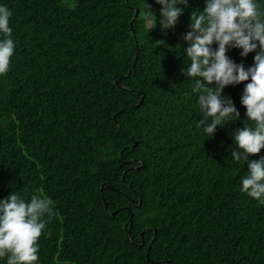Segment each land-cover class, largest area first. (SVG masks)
Instances as JSON below:
<instances>
[{"label": "trees", "instance_id": "16d2710c", "mask_svg": "<svg viewBox=\"0 0 264 264\" xmlns=\"http://www.w3.org/2000/svg\"><path fill=\"white\" fill-rule=\"evenodd\" d=\"M147 2L152 31L144 0H0L16 43L0 76V199H51L39 264H264V205L240 191L247 164L229 151L247 82L223 93L241 119L204 134L181 72L204 0L166 33Z\"/></svg>", "mask_w": 264, "mask_h": 264}, {"label": "clouds", "instance_id": "9594fccd", "mask_svg": "<svg viewBox=\"0 0 264 264\" xmlns=\"http://www.w3.org/2000/svg\"><path fill=\"white\" fill-rule=\"evenodd\" d=\"M154 3L160 6L158 22L165 33L177 26L189 6V0ZM11 17V10L0 5V76L8 73L16 50ZM143 20L151 31L157 25V15L147 0ZM183 40L188 47L183 52L186 68L181 72L197 96L201 119L196 127L204 134L213 138L218 127L241 119L233 100L223 93L228 86L247 82L240 97L246 119L242 128L230 132L229 151L234 162L247 164L240 191L264 205V156L250 159L264 149V0H204L202 10L192 11ZM231 49L240 50L245 58L255 53L253 65L245 68L236 63L227 54ZM54 216L51 199L38 194L25 199L19 191H11L0 199V258L6 264H39L38 241L42 234L50 235L47 225Z\"/></svg>", "mask_w": 264, "mask_h": 264}, {"label": "water", "instance_id": "95a60500", "mask_svg": "<svg viewBox=\"0 0 264 264\" xmlns=\"http://www.w3.org/2000/svg\"><path fill=\"white\" fill-rule=\"evenodd\" d=\"M106 209H108V205L106 204ZM115 214V213H114ZM143 239V238H142ZM143 244H144V241L142 240Z\"/></svg>", "mask_w": 264, "mask_h": 264}]
</instances>
